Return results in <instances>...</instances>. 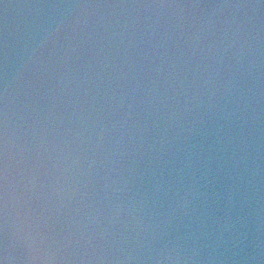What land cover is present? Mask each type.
Masks as SVG:
<instances>
[{"label": "water", "instance_id": "95a60500", "mask_svg": "<svg viewBox=\"0 0 264 264\" xmlns=\"http://www.w3.org/2000/svg\"><path fill=\"white\" fill-rule=\"evenodd\" d=\"M0 264H264V0H0Z\"/></svg>", "mask_w": 264, "mask_h": 264}]
</instances>
